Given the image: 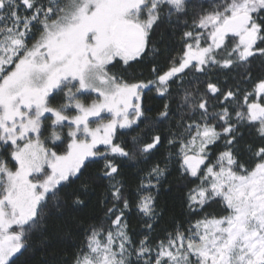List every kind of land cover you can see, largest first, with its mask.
Returning a JSON list of instances; mask_svg holds the SVG:
<instances>
[{
	"label": "snow or ice",
	"instance_id": "obj_1",
	"mask_svg": "<svg viewBox=\"0 0 264 264\" xmlns=\"http://www.w3.org/2000/svg\"><path fill=\"white\" fill-rule=\"evenodd\" d=\"M162 25L184 29L167 65ZM145 58L151 79L124 74ZM153 89L169 98L155 117ZM118 130L134 134L117 142ZM64 139L62 154L46 146ZM165 140L175 151L157 157ZM129 161L144 165L134 192ZM172 166L190 217L218 209L157 239ZM103 180L99 222L43 264H264V0H0V264H33L52 218L75 223L70 210Z\"/></svg>",
	"mask_w": 264,
	"mask_h": 264
},
{
	"label": "trees",
	"instance_id": "obj_2",
	"mask_svg": "<svg viewBox=\"0 0 264 264\" xmlns=\"http://www.w3.org/2000/svg\"><path fill=\"white\" fill-rule=\"evenodd\" d=\"M184 29H180L172 34V30L167 27V25H162L157 29L156 33L153 35L154 41H160L157 44V47L161 49V53L159 57L156 58V61L161 65H167L168 59L171 56L175 55L177 50L180 47L179 44V36ZM229 47H231V39L229 40ZM258 66V61L255 62ZM153 64L149 62L148 58H145L144 61L134 62L131 64V67L124 72L123 65L121 63H116L115 67L110 69L111 72L116 74H120L124 72L125 75L134 74L138 79H151L150 75L151 68ZM143 73V76L140 75ZM258 72L254 71V75H257ZM223 74H221L222 76ZM241 87H245L241 85ZM173 93H175V85H173ZM91 98V97H90ZM168 97H159L155 90L145 91L144 93V104L146 108H150L147 114L149 116L155 117L157 112L160 111L163 107V104ZM173 111H175V104H173ZM178 118V117H177ZM168 121H165L162 128H166L168 125ZM143 124L140 125L143 128ZM138 131V129H137ZM66 133V128L64 129ZM46 134V133H45ZM133 132L125 133V130H118L117 142L121 139H127ZM68 140L64 139L63 143L57 142V147L53 148V144L51 141L47 143V147L57 151L58 153H63L66 149ZM100 151H103V146H98ZM168 151H175L174 149L167 148V140H165L164 145L161 146V149L157 152L156 156L160 157L162 155L167 154ZM131 166L124 169V179L126 180L128 187L127 191L134 192L136 185L139 183L138 179L134 176V173L137 170V167H144L143 164L135 165L133 162H128ZM103 161H99L98 164H91L89 166L90 170H96L100 166H102ZM178 171L176 170V166L170 167L169 175L167 179L162 182V187L160 189L158 201L159 205L166 208V211L163 217L160 219L159 223L156 225V229L154 235L156 238H161L165 233L164 229L168 231H172L175 227L176 223L183 222L185 228L188 226L190 221H194L199 218V216H203L205 213L213 212L218 209V205H209L205 208L204 212L198 213L196 216H189L188 210L186 207L185 193L187 192V187H184V182L179 178ZM120 177H118L119 179ZM196 182V181H194ZM76 183H79L77 181ZM108 183L107 180H103L94 185L93 189L88 193L82 196V199L86 200V206L82 208H73L70 210V215L76 218V222L70 225L64 226L63 219L53 217L49 223V242L46 246V251L42 250L44 246L37 247L35 251V255L33 258V264H43V261L49 260L53 255H70L71 251L75 250V247H79L80 242L84 239V229L80 226L83 223L84 227H87L88 224L98 223V219H92L93 216L102 217L103 212L100 211V206L97 204L99 199H102L105 193V187ZM188 187H191V184H188ZM63 191V190H62ZM133 203L135 202V196L132 197ZM111 204L109 203V205ZM223 214V213H221ZM129 220V229L131 233H137L135 239H139L143 233L140 231L142 224L137 217L135 208H133L132 212L128 214ZM58 227H62L63 231H58ZM33 244H36V239L33 238Z\"/></svg>",
	"mask_w": 264,
	"mask_h": 264
},
{
	"label": "rangeland",
	"instance_id": "obj_3",
	"mask_svg": "<svg viewBox=\"0 0 264 264\" xmlns=\"http://www.w3.org/2000/svg\"><path fill=\"white\" fill-rule=\"evenodd\" d=\"M105 120H107V119H110L111 117L110 116H108L107 114H104V117H103ZM98 122V121H97ZM95 123L96 122H94L93 124H92V127H95ZM66 132H67V128H66ZM45 135H47V133L45 134ZM42 139H43V137H42ZM58 154H62V153H58Z\"/></svg>",
	"mask_w": 264,
	"mask_h": 264
}]
</instances>
